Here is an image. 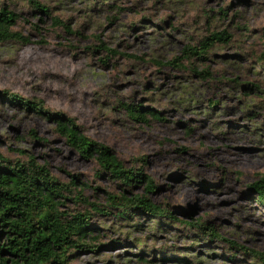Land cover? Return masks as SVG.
Instances as JSON below:
<instances>
[{
    "label": "rangeland",
    "instance_id": "1",
    "mask_svg": "<svg viewBox=\"0 0 264 264\" xmlns=\"http://www.w3.org/2000/svg\"><path fill=\"white\" fill-rule=\"evenodd\" d=\"M38 1L73 33L33 12L29 0H0L19 15L16 28L31 37L24 45L0 44V153L21 160L34 155L66 183L77 176L88 200L109 209L107 195L122 191L119 182L72 149L52 119L2 93L42 100L50 111L76 118L125 167H143L157 185L150 200L178 219L160 222L139 213L119 219L71 201L75 210L92 213L95 233L102 234L98 250L75 253L72 264H260L228 243L264 252V205L248 188L264 173V149L253 140L264 131V75L256 60L264 42L259 0H179V10L161 18L140 15L135 4L121 17L119 0ZM223 29L233 40L217 45L206 64L196 63L198 71L209 67L210 78L199 77L187 60L183 68L168 64L186 46ZM101 42L117 55L102 52ZM246 83L259 89L248 90ZM124 103H142L165 120L135 122ZM144 193L142 185L132 192ZM199 218L224 239L202 237L184 224Z\"/></svg>",
    "mask_w": 264,
    "mask_h": 264
},
{
    "label": "trees",
    "instance_id": "2",
    "mask_svg": "<svg viewBox=\"0 0 264 264\" xmlns=\"http://www.w3.org/2000/svg\"><path fill=\"white\" fill-rule=\"evenodd\" d=\"M29 2L34 8L33 12L52 18L54 25L62 27L69 34L73 33L67 23L54 16L50 6L38 0ZM18 18L19 15L9 5L0 6V44L17 42L24 45L31 42L28 34L16 28ZM232 40L233 35L227 29L213 30L196 45L186 46L182 54L168 64L183 68L182 61L187 60L191 69L206 80L211 77L209 67L205 66L198 71L196 63L206 64L211 51L217 45H228ZM100 50L106 52L109 57L117 55L115 49L102 42ZM130 57L137 58L133 55ZM256 60L260 67L258 73L264 75V42ZM101 62L107 65L109 58L103 57ZM246 89L255 90L259 87L254 83H246ZM262 93L264 94V91ZM2 95L8 102L52 119L56 124V131L65 137L69 146L81 157L95 160L101 174L117 180L122 191L118 194L108 193L109 209H102L101 205L91 203L83 194L85 183L77 176H73L72 180L66 183L52 173L47 163H41L34 155L21 160L11 159L0 153V264H72L75 253L96 252L101 246L99 243L102 234L95 233L91 221L92 213L87 210H75L69 205L71 201L91 206L96 213L101 212L107 216L114 213L119 219L131 218L133 214L139 213L150 215L160 222L171 223L178 220L170 209L161 208L150 200L148 195L157 189V185L143 167H125L110 146L87 136L76 118L63 112L50 111L42 100L25 98L7 90ZM217 103L218 101H214L210 106L213 108ZM123 108L131 120L141 124L165 120L160 111L145 109L142 103H124ZM140 161L145 163L146 160L142 158ZM141 185L144 186L145 193L132 194ZM248 188L256 192L258 202L264 205V173ZM184 224L191 230L200 232L202 237L224 239L212 224L203 218ZM228 243L251 252L254 260L264 264V252L238 246L232 241ZM234 256L230 254V257Z\"/></svg>",
    "mask_w": 264,
    "mask_h": 264
},
{
    "label": "clouds",
    "instance_id": "3",
    "mask_svg": "<svg viewBox=\"0 0 264 264\" xmlns=\"http://www.w3.org/2000/svg\"><path fill=\"white\" fill-rule=\"evenodd\" d=\"M120 8H117V14L121 17H126L128 12L126 10L128 4H135L139 9V14H152L154 18H161L162 15L166 14L168 11H178L179 10V0H119ZM125 10H121V9ZM255 11L259 13L261 17H264V0H259L256 5ZM135 11L133 15H135ZM122 32L126 31V29H121ZM121 96L124 94L121 93ZM142 95L148 96L152 95V93H142ZM157 99H159V94H157ZM264 137V131L257 134L253 137V140L258 142L257 145L259 148L264 149V143H260L261 138ZM264 155V153H261ZM237 235H239L237 233Z\"/></svg>",
    "mask_w": 264,
    "mask_h": 264
}]
</instances>
